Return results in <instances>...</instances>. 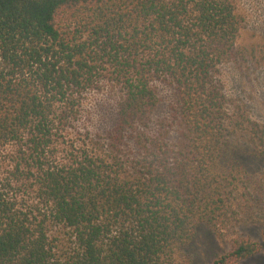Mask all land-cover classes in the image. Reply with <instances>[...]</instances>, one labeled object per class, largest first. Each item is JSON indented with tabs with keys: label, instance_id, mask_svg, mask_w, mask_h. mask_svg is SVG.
I'll use <instances>...</instances> for the list:
<instances>
[{
	"label": "trees",
	"instance_id": "trees-1",
	"mask_svg": "<svg viewBox=\"0 0 264 264\" xmlns=\"http://www.w3.org/2000/svg\"><path fill=\"white\" fill-rule=\"evenodd\" d=\"M232 0H0V264H180L205 224L264 194V124L234 106ZM174 91L168 130L152 132ZM119 88L114 126L83 125L85 97ZM259 243L237 237L213 264Z\"/></svg>",
	"mask_w": 264,
	"mask_h": 264
},
{
	"label": "rangeland",
	"instance_id": "rangeland-1",
	"mask_svg": "<svg viewBox=\"0 0 264 264\" xmlns=\"http://www.w3.org/2000/svg\"><path fill=\"white\" fill-rule=\"evenodd\" d=\"M237 13L244 20L239 44L248 49H256L259 58L264 56V0H232ZM220 79L225 93L234 106L244 108L251 118L264 124V60H252L248 65L229 64L221 68ZM160 97L158 109L152 116V132L168 130V123L175 101L174 91L164 82L154 83ZM118 87L104 85L100 90L85 97L83 125L92 134H105L114 126L116 102L120 96ZM251 175L261 177L264 167L256 165L250 169ZM221 232H214L209 226H199L194 240L177 252L180 264H213L229 250V242L237 237L251 239L259 243L260 252L240 264H264V194L253 199H240L229 208L227 220L221 224Z\"/></svg>",
	"mask_w": 264,
	"mask_h": 264
}]
</instances>
